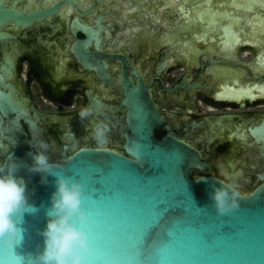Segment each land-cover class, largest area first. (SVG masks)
I'll use <instances>...</instances> for the list:
<instances>
[{
	"label": "water",
	"instance_id": "95a60500",
	"mask_svg": "<svg viewBox=\"0 0 264 264\" xmlns=\"http://www.w3.org/2000/svg\"><path fill=\"white\" fill-rule=\"evenodd\" d=\"M99 120L105 150L90 138ZM40 139L55 145L53 173L82 185L83 210L101 180L129 233L154 200L187 196L184 224L206 216L221 256L177 230L169 264H264V0H0V161L31 165ZM223 172L241 174L243 193L227 216L209 199ZM17 176L36 211L16 217L14 251L31 264L55 176ZM0 264L16 261L0 251Z\"/></svg>",
	"mask_w": 264,
	"mask_h": 264
},
{
	"label": "clouds",
	"instance_id": "9594fccd",
	"mask_svg": "<svg viewBox=\"0 0 264 264\" xmlns=\"http://www.w3.org/2000/svg\"><path fill=\"white\" fill-rule=\"evenodd\" d=\"M91 115L90 107H83L78 113L81 121ZM110 133V126L99 120L91 126L90 138L100 150H105ZM29 144L36 149L30 154L31 165L13 158L12 153L0 161V251L11 253L16 264H22L24 258L16 255L14 250L24 239V229L16 217L22 218L25 213L36 211L28 202L24 178L17 176L19 169L24 167L31 173L54 175L56 189L50 198L46 226L40 232L43 251L31 259V264H87L90 241L84 227L88 225L89 217L83 210V187L70 177L53 173L54 164L48 153L55 147L54 143L50 145L40 139ZM222 175L223 180H216L211 185L209 199L219 215L227 216L239 210L243 196L239 183L241 174L223 172ZM42 182L46 183V180L42 179Z\"/></svg>",
	"mask_w": 264,
	"mask_h": 264
},
{
	"label": "snow or ice",
	"instance_id": "6c2138e0",
	"mask_svg": "<svg viewBox=\"0 0 264 264\" xmlns=\"http://www.w3.org/2000/svg\"><path fill=\"white\" fill-rule=\"evenodd\" d=\"M99 171L102 170H98V175ZM112 174V165H109L107 175ZM88 189L86 198L95 208L86 212L89 223L84 230L87 233L95 232V236L89 239L87 264H169L176 247L177 230L192 232L200 237L204 249L212 253L206 255L205 259L221 256L216 250L217 233L207 227L206 216L200 214L194 222L184 224L188 212L185 203H181L187 201L184 194L173 193L170 198L154 200L150 207L141 210L135 230L129 233L127 226L118 221L110 210V203L114 199L110 194L111 189L101 180L90 182ZM178 196L183 199L178 201ZM178 207L183 209V213L174 215ZM7 253L14 260L13 255Z\"/></svg>",
	"mask_w": 264,
	"mask_h": 264
}]
</instances>
